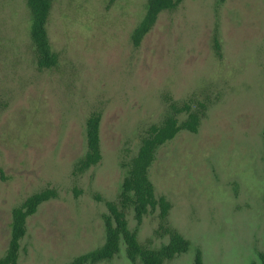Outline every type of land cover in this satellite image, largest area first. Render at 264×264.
I'll return each instance as SVG.
<instances>
[{
  "label": "rangeland",
  "instance_id": "obj_1",
  "mask_svg": "<svg viewBox=\"0 0 264 264\" xmlns=\"http://www.w3.org/2000/svg\"><path fill=\"white\" fill-rule=\"evenodd\" d=\"M148 0H55L48 25L59 67L40 71L25 0H0V259L12 210L47 188L59 197L28 219L18 264H71L106 240L104 202L116 200L129 149L159 123L171 97L212 100L199 133L180 132L150 170L157 197L172 204L169 226L191 242L166 264L259 263L264 252V0H185L163 13L140 48L131 35ZM221 45L214 50V37ZM101 123L102 162L72 175L86 151V120ZM182 116L181 120H184ZM159 212L138 228L158 249ZM129 228L137 223L128 214ZM99 264L131 262L126 246Z\"/></svg>",
  "mask_w": 264,
  "mask_h": 264
},
{
  "label": "trees",
  "instance_id": "obj_2",
  "mask_svg": "<svg viewBox=\"0 0 264 264\" xmlns=\"http://www.w3.org/2000/svg\"><path fill=\"white\" fill-rule=\"evenodd\" d=\"M185 0H148L146 12L131 35L132 45L138 49L146 36L155 28L160 16L165 12L176 11ZM29 12L30 40L37 68L55 70L59 67V54L52 49L48 25L54 8L55 0H25ZM223 5L227 0H217ZM214 50L220 56L221 45L217 36L214 37ZM168 108L163 119L148 126L142 133L138 150L129 155V149L120 162L123 180L119 193L114 201H106L96 193L94 199L104 202L108 213L104 214L106 231L105 243L98 249L77 257L71 264H99L113 260L120 252L121 243L126 246V254L131 262L142 264H166L176 257L187 253L191 242L177 230L169 226V215L172 204L165 197H157L155 186L150 179L157 153L161 147L174 140L177 135L186 131L199 133L203 119L206 117L212 100H190L183 105L171 97L167 98ZM185 116L184 120H181ZM101 110L93 111L86 120V151L76 161L72 175L79 179L103 160L101 149ZM57 190L47 188L29 196L21 205L12 210L10 241L6 254L0 259V264H18L21 241L28 233V219L35 215L41 205L57 199ZM133 212L137 228H129L128 214ZM159 212L158 236L168 235L170 240L158 249H151L138 240V228L146 216ZM259 263L264 264V252H259ZM194 264H204L201 249H196Z\"/></svg>",
  "mask_w": 264,
  "mask_h": 264
}]
</instances>
